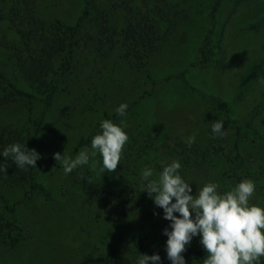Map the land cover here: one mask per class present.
Instances as JSON below:
<instances>
[{
    "label": "rangeland",
    "instance_id": "1",
    "mask_svg": "<svg viewBox=\"0 0 264 264\" xmlns=\"http://www.w3.org/2000/svg\"><path fill=\"white\" fill-rule=\"evenodd\" d=\"M84 1L40 0L37 10L48 24L58 19L72 25ZM127 1L130 3L125 4ZM168 1L177 5L176 27L168 39L156 42L148 56L137 61L124 56L119 47L102 60L86 53L85 45L84 53L72 63L33 147L40 159L31 173L45 193L33 190L24 195L27 188L8 187L0 180V196L15 204L14 218L20 227L13 246L0 238V264H112L106 256L110 233L98 220L115 215L123 218L121 213L134 201L123 193L127 179L139 175L145 166L158 172L161 160L180 161V173L191 183L192 194L206 182L218 183V190L223 192L242 179H252L256 191L250 204L264 207V0L221 2L212 36V43L220 46L214 56L218 62L204 69L190 65L207 29L210 0ZM144 2L94 0L104 16L107 12L109 22L120 27L128 5L138 9ZM84 25L88 38L96 36V23ZM252 25L256 27L250 28ZM166 26L160 23L159 33ZM13 39L3 26L1 59V41L10 43ZM179 73H184L187 86L177 77ZM210 97L225 103L232 118L253 114L255 133L243 128L236 137L220 109L206 100ZM121 103L128 105L126 117L111 118ZM41 107L39 102L17 98L0 106V122L24 137L32 131L31 120ZM103 119L116 124L121 119L126 121L128 141L120 164L102 173L99 163L93 167L90 162L64 174L53 153L74 157L84 149L79 141L85 138L90 148ZM216 119L224 122L227 132L223 137L213 138L210 133L209 123ZM192 134L196 139L189 147L183 138ZM235 139L238 151L233 148ZM94 159L98 162L99 155ZM141 214L149 216L145 236L156 245L165 241L162 230L167 222L162 209L142 205L135 213L128 211L123 219L131 221ZM0 215L10 218L1 200ZM188 246L202 247L198 237Z\"/></svg>",
    "mask_w": 264,
    "mask_h": 264
},
{
    "label": "trees",
    "instance_id": "2",
    "mask_svg": "<svg viewBox=\"0 0 264 264\" xmlns=\"http://www.w3.org/2000/svg\"><path fill=\"white\" fill-rule=\"evenodd\" d=\"M40 0H0V29L5 26L13 36L10 43L1 41L4 48L3 59L0 65V106L15 101L17 98L33 100L41 104L40 112L31 120L32 131L24 137L9 130L0 122V151L12 143H20L32 150L41 131L44 118L55 94L66 83V74L72 68V63L87 45V52H92L96 58L109 57L113 50L122 48L124 56L137 58L140 61L143 56L149 55L157 41H164L174 31L177 19L175 6L168 0H145L141 8H133L128 5L123 17L120 19L121 27L117 22H109L107 12L105 16L97 9L94 0H85L82 12L72 25H67L56 19L49 24L38 14ZM223 0H210L209 19L207 29L202 36L197 54L190 67L204 69L215 65L218 60L214 58L219 53L220 46L213 44L212 36L215 29L216 14ZM127 1L125 4H129ZM98 10V11H97ZM96 23V36L88 38L84 23ZM102 23H105L102 25ZM112 23V24H110ZM160 23H167L165 30L159 33ZM252 25L250 28H255ZM2 57V56H0ZM84 57V56H83ZM177 77L187 86L184 73ZM215 104L223 114L226 123L232 125L235 136L238 137L243 128L255 133L252 126L254 115L242 119L230 116L227 105L206 99ZM119 116L116 112L111 118ZM89 139H81L79 146H87ZM234 150L238 151V140L235 139ZM4 157H0V162ZM6 173L0 172V180L8 187L26 189L24 195L35 190L45 193L44 188L34 181L31 167L18 169L10 158L6 160ZM127 187L123 191L134 201L121 214L126 217L127 212H137L140 207L153 204L147 192H141L139 187V175H131L126 181ZM3 209L10 218L3 219L0 215V238L11 247L15 244L20 231L14 218V205L9 204L0 196ZM128 201V200H127ZM125 205V204H124ZM122 205V206H124ZM148 215H136L133 220H124L122 217L105 216L99 224L109 231L111 238L110 247L106 256L112 260V264H134L139 254H159L162 264H170L164 251L165 241L155 244L145 236L146 220ZM167 225L169 221H167ZM131 244V246L129 245ZM186 263H200L206 256L203 248L186 246L182 253ZM108 258V257H107ZM109 261V263L111 262ZM151 264V262H150ZM264 264V259L261 261Z\"/></svg>",
    "mask_w": 264,
    "mask_h": 264
},
{
    "label": "clouds",
    "instance_id": "3",
    "mask_svg": "<svg viewBox=\"0 0 264 264\" xmlns=\"http://www.w3.org/2000/svg\"><path fill=\"white\" fill-rule=\"evenodd\" d=\"M128 105L121 103L115 108L120 117H126ZM210 133L213 138L226 135L224 122L212 121ZM125 119L119 124L112 120L100 121V131L94 135L90 148L85 147L74 157L53 153L61 162L64 174L83 165L96 166L100 171L111 172L120 164L122 150L128 141ZM196 135L184 137L187 146L195 142ZM99 155L97 162L94 158ZM0 172L6 173L8 158L18 169L35 168L40 154L20 143H12L0 151ZM160 170L145 166L139 174L141 192H147L154 206L162 209V218L169 221L162 230L167 237L164 251L170 264H186L182 253L194 237L199 238L206 256L200 264H261L264 257V207L250 204L256 191V182L242 179L227 191H219L220 185L210 181L192 194L191 183L185 180L178 159L161 160ZM156 213H154L155 215ZM162 264L159 254H139L134 264Z\"/></svg>",
    "mask_w": 264,
    "mask_h": 264
}]
</instances>
